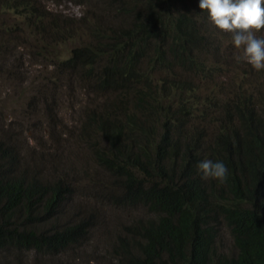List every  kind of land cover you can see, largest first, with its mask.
Returning <instances> with one entry per match:
<instances>
[{"label":"trees","instance_id":"16d2710c","mask_svg":"<svg viewBox=\"0 0 264 264\" xmlns=\"http://www.w3.org/2000/svg\"><path fill=\"white\" fill-rule=\"evenodd\" d=\"M138 3L132 2L134 8ZM144 3L143 12L133 9L136 18L128 27L110 28L106 43L97 38L101 46L110 48L101 54L107 60L98 85L127 89L133 85L141 113L147 111L158 122H143L127 111H109L113 107L90 120L100 118L96 128L106 147L97 152L96 162L122 179V192L114 201L121 206L140 205L151 215L130 229L134 238L121 244L123 258L126 264H264V111L246 108L237 126L228 117L222 119L211 142L203 141L202 132L187 133L184 123L193 116L189 107L182 100L167 102L173 91H187L184 73L158 86L148 70L136 65L157 64L167 73L179 67L188 73L197 64L196 70L203 71L205 63L197 61L196 50L204 34L189 12L173 14L174 0ZM129 13L128 7L124 14ZM92 55L100 53L83 47L71 60ZM159 122L160 132L154 124ZM205 159L226 165V181L201 178L197 165ZM16 161L13 151L0 149V252L55 255L80 242L88 230L85 219L50 230L39 227L59 220L71 188L14 174ZM222 224L230 231L231 253L218 251Z\"/></svg>","mask_w":264,"mask_h":264},{"label":"rangeland","instance_id":"374dc122","mask_svg":"<svg viewBox=\"0 0 264 264\" xmlns=\"http://www.w3.org/2000/svg\"><path fill=\"white\" fill-rule=\"evenodd\" d=\"M132 2L0 0V149L16 155L14 174L71 188L62 216L39 225L42 230L83 219L88 222L80 242L62 253L7 249L0 252V264H126L121 244L132 241L133 226L151 218L140 205L121 206L114 201L122 192V179L96 162L95 155L106 147L96 128L100 118L90 121L92 115L100 116L113 107L109 111H127L143 122H158L147 111L141 113L133 85L130 89L98 85L107 60L101 54L110 51L98 39L106 43L110 28L128 27L136 18L133 9L145 10L144 0L135 8ZM173 4V14L189 12L202 28L204 39L196 53L197 61L205 63L204 73L196 70L197 64L188 73L179 67L167 73L162 66L148 67L146 62L136 66L148 70L158 86L169 78L183 76L188 81L187 91H173L167 102H185L193 115L184 123L186 132H202L203 141L211 142L222 119L228 117L237 126L246 108L264 111V70L256 71L236 59L239 51L232 34L209 23L199 0H174ZM128 7L131 13L126 15ZM257 36L264 38V31ZM83 47L100 55L72 61L75 50ZM239 105L245 109H238ZM154 124L160 132L161 122ZM218 246L220 253L234 251L224 224Z\"/></svg>","mask_w":264,"mask_h":264},{"label":"clouds","instance_id":"9594fccd","mask_svg":"<svg viewBox=\"0 0 264 264\" xmlns=\"http://www.w3.org/2000/svg\"><path fill=\"white\" fill-rule=\"evenodd\" d=\"M199 8L208 14L209 23L218 31L232 34L238 61L254 70H264V0H199ZM197 170L205 181H226L228 169L221 161L205 159Z\"/></svg>","mask_w":264,"mask_h":264}]
</instances>
